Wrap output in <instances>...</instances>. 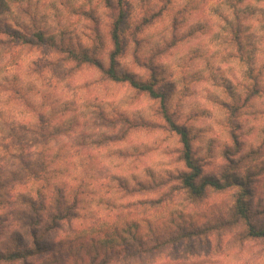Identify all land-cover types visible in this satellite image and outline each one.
<instances>
[{
	"label": "clouds",
	"instance_id": "obj_1",
	"mask_svg": "<svg viewBox=\"0 0 264 264\" xmlns=\"http://www.w3.org/2000/svg\"><path fill=\"white\" fill-rule=\"evenodd\" d=\"M0 264H264V0H0Z\"/></svg>",
	"mask_w": 264,
	"mask_h": 264
}]
</instances>
